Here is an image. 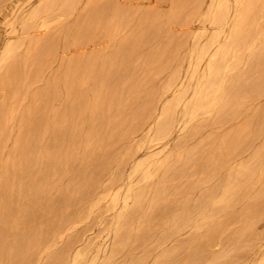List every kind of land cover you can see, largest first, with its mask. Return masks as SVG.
I'll use <instances>...</instances> for the list:
<instances>
[{
    "label": "bare ground",
    "instance_id": "1",
    "mask_svg": "<svg viewBox=\"0 0 264 264\" xmlns=\"http://www.w3.org/2000/svg\"><path fill=\"white\" fill-rule=\"evenodd\" d=\"M18 1L19 0H16L14 3H12L13 4V5H11L12 7L10 6L11 12L8 15H6L5 20H4V22H6L5 23L6 26H8L7 24H9L10 31L12 29L11 35H12V33L14 35H15V33H18V30L16 29V27H18V26H19L18 28H20V30L22 32L21 34H23V35L27 34L29 36L30 31H33L35 33L38 29H40L44 26L45 21H47L48 19H51L55 15V12L57 10L56 8H58V7L62 8L60 6H65V5L69 4L66 2V0L65 1L64 0H39L38 2H36L37 4L35 6H32V7H30L31 5L29 6L31 9H28V7L26 8L23 6L24 8L28 9V11H26V9H25V11H23L22 7H20L22 9H18L19 8L18 7L19 4L17 3ZM29 1H31V0H29ZM178 1L179 0H177L176 2H178ZM186 1H188V0H186ZM26 2H28V0H26ZM32 2L33 1H31V3ZM110 2H111V0H110ZM195 2H196V0H195ZM200 2H203V1H200ZM16 3L18 6L16 5ZM193 3H191V4H193ZM180 6H182V5H180ZM177 7H179V6H177ZM207 7L208 8H207V11L205 14L203 13L200 15L197 8L196 9L193 8V11L190 12L191 14L190 13L188 14L189 16L191 15L190 17H192L194 19L193 16H197L199 13L198 16L199 17L201 16L204 21L208 22L207 24H209L211 27H213L215 29V32L213 34H211L208 38H207V36L209 34L208 35L206 34V36L204 34L203 37L207 38V40L205 41L204 44L201 42L204 40L203 39L200 40L201 39L200 37L202 36L201 34H199V37L198 36H196V37L198 38V40H200L202 45H200L201 43H198V42H197V44L194 43L195 46H192V44H191L192 47H190V48H192V50L190 51V54H189V63L187 62L188 68L186 67V69H187L186 70V80L187 81L185 80L186 82H183L184 80L182 81V79L180 78V76H179L180 72L178 73V70L176 68H173L171 71L168 72V79H167L168 81H166L167 83L162 87L159 86L160 88H158V89L155 88L156 86L153 84L155 82L152 83V85H154V88L153 87L147 88V84L145 83L146 81L144 82V80H142V78H141V80H139V79L135 80L129 86H125L127 84H123L124 82L122 83V81H123L124 77H126V74L128 73V68H129L128 63H129V61L131 62L130 57H132V56L129 53L130 51H128V53L125 51H122V52L120 51L119 52L120 54L118 53L119 55H117V56L115 55V57L112 56L110 54V52L109 53L107 52L106 55H100V56L96 55V54L92 55L88 59L86 58V60H81L80 58L74 57L75 59L72 61L70 60L71 62L68 64V68H67L69 70L68 74L64 75V77L68 76V79L65 78V81H63V84L64 85L68 84L70 86V91L72 90L73 93H74V91H76L75 93H77V99L76 100L79 99L80 103L78 104L79 105L78 108L76 106V109L79 112L78 115L82 116V118H81V119H83L82 124L85 126V129L87 130V132H82V131H84V129L82 130L80 128V127H82L80 124L81 122L78 124V126H80V127H78L76 125L73 126V124H72L71 125L72 128L69 127V130H67V128H68L67 126H66L67 128L62 127V125H60L57 121L58 118L59 119L61 118L60 116H62L61 115L62 112H61V114H59L57 112L54 114L52 113L53 114L52 119L49 117H46V114H42L43 115L42 117L35 119L34 115H37L36 113H38L39 109L36 108L35 106L34 107L31 106L28 103L26 104L25 108L28 109V114L26 112L25 115L26 114L29 115V116H27L28 121L26 124L28 129H26V133L24 131L23 135H19V137H20V138L18 137L19 140L15 143L14 148L11 149V155L13 156V160L12 161L9 160L10 163L0 162V264H121L122 262L121 263L117 262V258L120 255L121 256L119 258H121L122 254L125 255V252L127 251V247L124 244V240L128 237L127 235L132 233V231H134L135 229L137 230L136 231L137 232L136 233L137 238L142 239V240H144L148 237L149 238L153 237L155 235L149 227L147 228L144 225V223H142L143 219H142V221H140V218H139V215L141 214L142 210L144 211V209H145L144 205L146 207V204H144L143 199H144V197L147 198V196L149 195V194H147L148 191L133 194L134 190L135 191H138V190L134 189L136 187H134L132 189V185L135 186L134 185L135 183H133V184L131 183V182H133L132 177L134 175H136V176L140 175V177L146 181L148 178H150L151 170H153V169L161 172L160 176L162 175L161 177L163 178V183L167 182L170 178L175 177L176 174L178 176L177 172L182 170V168L185 166L186 157L185 158L183 157L184 159H181V158L179 159L177 157V155L178 156H179V154L182 155L183 148H185V146L183 147V144L187 140L190 141V139H193L194 137L196 138V134L200 133V132H198L200 128L201 129L205 128L206 130L207 129L211 130L210 132H212V129H214L212 133L216 132V133H214L215 135H213V136L211 135L213 138L211 137V140L209 141L210 143H208L209 145L207 144L208 145V151L207 152H205V153L204 152L203 153H198V152L193 153L194 155H197V154L199 155V156L197 155L200 158L199 161L197 160V163H198L197 165L200 168H202L201 170H203V169L210 170V174L207 173L208 179L210 180V178L215 177L214 181L216 182V185L213 188H209L206 190L205 194L201 198H199L197 203L195 201V204H193V206H191V204L188 203L191 206V209L192 208L198 209L199 216H198L197 212H196V215L198 217H200L199 222L203 223V227H204V232H203L202 236L200 238L190 237L189 240L185 243L182 241L190 249L189 252H188V250H189L188 248H187V250H185L187 252H183L185 245L182 243H181L182 245L174 246L168 250H164V251L161 250L162 252H160L159 254H155L156 252H158L157 250H156V252L154 251L155 253L153 252L154 253L153 254V253H151L150 250H144L145 249V247H144V249H142V248L140 249L141 251H139V253L136 255V258L134 261L131 260L128 263H126L124 261L123 264H149V261L147 260V258H149L151 255H152L151 256L152 262L150 261L151 262L150 264H201L202 263L201 260L205 261L206 264H264V235L263 236H257L256 235L257 233H254L255 229L253 231L254 227L252 228V226L254 224L253 220L255 218H257L258 216L261 217L262 216L261 214H263L261 212H260L261 214L258 213V209L264 206V182H263V180H264V159L260 164H258V165H260V166H258L260 168L258 169L257 172H255L251 168H247L248 166L243 168L242 171H239V170L236 171L237 169L234 171L233 170L234 167H232V166L235 165L236 162L233 163V165L228 166V165H226L227 160L225 162L223 161V158L226 155H229V156L232 155L233 157L235 156V158H236V156L240 157L241 156L240 154L242 152H250L252 150V147H251L252 140L257 137V134L255 133L256 130L260 131L259 134L264 141V117L263 116L260 117V115L258 116V114H257V117H255V118L253 117L254 119H252L253 115L251 114L252 115L251 119H248L247 121L244 120L242 122L240 120H238V121H240L239 123L235 122L237 115L242 114V113L245 114V112L243 111L244 109L240 110L242 108L241 101L244 102V99H242L243 97H247V95H248V97H251V95L252 96L254 95V97H257V96H255V94L258 92H259V96L263 95V92L260 93V91L264 89V74H262L263 76H260V77L257 76L258 77V78L256 77L258 79L257 81L253 82L250 79L251 82H248V78H250V77H248V71L249 70L247 69V67H246V69L245 68L243 69L241 67H242L243 63L245 65H248L249 67H253V69H251L252 71L250 70V72H253L254 67L256 68V71L258 69L257 67H259L260 65H262V67H263V64H264V28L261 27L259 20H264V0H210V4ZM89 8H91V6ZM4 9H6V8H4ZM59 10H61V9H59ZM98 10H100V8ZM187 10H189V9H187ZM96 12H97V10H96ZM174 12H175L174 13L175 15L173 14L175 16L174 18H176L177 15L179 13H181L180 10H179V13L177 15H176V11H174ZM103 13H101L100 17H102ZM1 15H2V13H1ZM111 15L110 16L108 15V16L111 17ZM170 15H172V14H170ZM95 16H97V15H94V17ZM189 16H188V18H189ZM174 18H171V16L169 17L170 20L171 19L174 20ZM178 18L180 20V16ZM184 18H186V15ZM193 19H189V21H191ZM198 19L196 18L195 20H198ZM91 20H92V18H91ZM98 20L100 21L99 17H98ZM119 20H121V19H119ZM203 20L201 23L199 21V23L202 24ZM106 21H108V20H106ZM156 21H158V19ZM100 22L102 23V20ZM146 22H148V21H146ZM82 23H83V21H82ZM96 23H98V22H96ZM114 23H113V25H114ZM261 24H263V23H261ZM48 25L49 24H47V26ZM93 25H94V23H93ZM105 25H106V22H105V24L103 23V27ZM161 25H162V23H161ZM63 26H65V25H63ZM80 27L81 26H79L78 28H80ZM161 27L162 26H160V27L156 26L155 27V25H154V28H152V27L147 28V30L151 31L150 33H154L156 36V35H159L161 33V31H162ZM164 27H163V30H165ZM5 28H7V27H5ZM67 28H68V26H67ZM74 28H76V27H74ZM83 28H86V27H84V25H83ZM106 29L104 28L103 31H105ZM64 30L65 29H63V31ZM203 30H205V29H203ZM61 31H62V29H61ZM91 31H93V30H91ZM165 31H164V33H165ZM64 32H66V31H64ZM69 32L72 33L71 30L68 31V33ZM78 32H79V30H78ZM95 32L93 31V35ZM98 32H96V33H98ZM111 32H112V30H111ZM201 32L203 33V31H201ZM53 33H55V32H53ZM61 33H63V32H61ZM87 33H86V35H87ZM145 33H144V35H145ZM21 34L19 33L18 35H21ZM161 34H163V33H161ZM101 35H102V33H101ZM195 35H197V34L195 33ZM33 36H35V34ZM64 36L65 35H63V36L60 35V37H64ZM77 36H79V35H77ZM82 36H84V35H82ZM108 36H106V37L104 36V37L107 39ZM253 36L254 37L256 36V38L252 39ZM257 36H261L262 39L259 38L261 40V42H259V39L257 41H255V39H257ZM21 37H18V38L20 39ZM37 37L38 36H36V38ZM149 37H150V35H149ZM165 37L167 38V35ZM194 37L195 36L193 35V38H192L193 40H194ZM36 38H35L36 41L32 40L31 38H26V41H27L26 42L27 43L26 49H27V51L28 52L32 51V50H30L31 48L32 49L33 48L34 49L35 48H43V50L46 51V54L44 57L46 58L47 61H50V59L53 58L52 54L54 52L53 50H54L55 44L57 43V40H56L57 38L52 37L49 40L46 39V41H43V39H42L41 42L37 41ZM139 38H141V37H139ZM197 38H196V40H197ZM206 38H204V39H206ZM14 39L17 41L16 38H14ZM88 39H90V38H88ZM149 40L151 41L152 38L150 37ZM166 40H169V39H166ZM186 40H188V39H186ZM11 41L12 40H10V42ZM21 41L22 40H20V42ZM64 41H65V39H64ZM150 41H148V42H150ZM162 41H163V39H162ZM162 41H161V39H158V40L156 39L155 44H154L155 47L153 48L152 53H150V55L147 57L145 56L146 58H145V61H143L144 62L143 67H146V66L153 67L154 66L152 70L156 69L159 71L160 70L164 71L167 68L169 69L171 62H173V60H175V58L177 59V57L179 56L177 54H179V52H180L179 49L181 48L180 46L181 45L183 46V44L181 42H178V43L176 42L177 44L175 43L176 49H178V53L176 54L175 49L168 48V46L166 47L165 43H164L165 41L163 42L164 44L162 43ZM10 42L5 43L6 45L3 48H1V50H0V69H2L3 64L5 65V62H7V61H11V65H12V69H11L12 73L10 74L11 77H8V78L6 77L1 82L0 89L3 92H5L4 89H5L6 85L8 86L7 88H9L8 90H10V88H12V86L15 82L16 75L21 72L20 60H19L20 57H18V48L14 46V43L12 45ZM169 42H170V40H169ZM79 43H81V41ZM145 43H147V42H145ZM183 43L185 44V42H183ZM255 43H257L258 45L260 43L261 45L255 46ZM58 44H60V43H58ZM76 44L79 45L78 43H76ZM121 44H122V42H121ZM17 45H18V41H17ZM62 45L63 44H61L60 46H62ZM56 46H57V44H56ZM113 46H111V47L113 48ZM184 46H183V48H185ZM178 47H180V48H178ZM121 48H122V46H121ZM137 48H138V46H137ZM186 48H188V47H186ZM212 48H213V50H212ZM34 51H32V52H34ZM62 52H64V51H62ZM146 52H147V50H146ZM146 52H145V54H146ZM186 52L184 53V56H185ZM242 52L247 54L246 58L243 57ZM96 53H98V52H96ZM132 54H133V51H132ZM137 54L139 55V53H137ZM138 55H137V57H138ZM19 56H21V55H19ZM33 56L28 55V56H26L27 58H24V59L26 60V59L30 58V59H28V61L31 59H32V61H35L36 59H34L35 57H33ZM184 56H183V58H184ZM178 58H179V62H181V63L177 62V60H176V62L182 65V62H184V61H182V57L179 56ZM184 60H185V58H184ZM46 63H48V62H46ZM179 64H177L178 67H179ZM9 65H7V66H9ZM62 65H61V67H62ZM177 65H174V66H177ZM183 66H181V67H183ZM22 67H21V69H22ZM38 67H40V69H41L43 67V65L40 64ZM263 68H261V72H262ZM5 69H8V68H5ZM81 69H83L81 73L84 72L87 77L84 76L85 78L79 79V76H77V74H78L79 70H81ZM130 69H132V68H130ZM179 69H180V67H179ZM18 70H20V72H18ZM66 70L64 72H66ZM132 70H134V69H132ZM6 71L4 70V72H6ZM159 71H157V72H159ZM166 71H168V70H166ZM256 71H255V74H256ZM23 72H24V70H23ZM259 72H260V68H259ZM7 73H9V72H6V74ZM184 73H185V71H184ZM181 74H182V69H181ZM130 75H129V77H130ZM33 79H34V77H33ZM96 79H97V82H99V86L94 88L93 84H94V81ZM180 79L182 82H180ZM154 81H155V78H154ZM59 83H61V81ZM90 83H92V85H93L91 88H89ZM58 86L61 87V84H59ZM148 86H150V85H148ZM55 88L56 87L52 86V84L47 85V83H46L45 87L44 86L40 87L36 91L34 90V94H32L31 97L29 96L30 100L33 101V100H35V97H40L39 100L41 99L42 102L44 103L42 110H44L43 112L45 113V110L47 109V105L49 103V102L47 103V100L49 97H51L52 93H54ZM15 89H16V86H15ZM11 90H13V88ZM167 92L171 93V98L169 100H167L166 102H164L161 106V109L157 112L155 110V107L158 106L159 102H161L160 101L161 99L163 100V98L166 97V95L168 94ZM64 93H66V92H64ZM5 94H7V98H9L8 93L6 92ZM88 94L90 95L89 97H88ZM17 95H18V93H17ZM6 100L7 99L5 97V101ZM27 100H28V98H27ZM30 100H28V102ZM49 100H51V99H49ZM254 100H253V102H254ZM160 105H161V103H160ZM253 105H255V104H253ZM2 106H0V110H1ZM249 106H251V104ZM246 107H247V104H246ZM48 108H50V107H48ZM248 108H246V109H248ZM246 109H245V111H246ZM23 110H21V111H23ZM121 110H123L124 113H127L126 114L127 118L124 117L126 119L123 120L122 123H121V120L120 121L115 120V116L113 115V112H119ZM239 110L242 113H240ZM15 111H17V110H15ZM73 112L75 113L76 111H73ZM259 112H261V111H259ZM0 113H1V111H0ZM119 114L117 113V116ZM246 114H245V116H246ZM248 114H249V112H248ZM248 114H247V117H248ZM22 115H23V113H22ZM66 115H67L68 120L73 119V116H70L69 114H66ZM75 116L78 117L77 115H75ZM20 117H22V116L20 115ZM51 117H52V115H51ZM122 117H123V115H122ZM242 118H243V116H242ZM244 118H246V117H244ZM75 120H77L76 122H79L78 121L79 119L76 118ZM115 121L120 122L121 124L117 123V125H116V124H114ZM18 122H20V120ZM24 123H26V122H24ZM66 123H68V122H66ZM23 126H24V124H23ZM145 130H146V133L144 136L146 138V142H148L149 145L154 144L156 146L158 144H161V146H160L161 149L158 150L157 152H147L145 154V158L143 160H140L133 165L132 170L129 173V176L128 175L126 176L129 179V184L127 185V188H126V191L124 192L123 197H120L119 194L125 190V188L123 190L121 189V186H123L122 185L123 175L121 172H122V169L124 170L123 167L126 164V159L123 161L120 160V162H119L120 164H118L116 166V168L113 169L114 173L112 172L111 173L112 175L107 176V174H106V176L109 177V179H106L107 177L105 176V179L108 180V183H109V186L111 187V190H112V188L113 189L118 188L117 191L115 190L116 191L115 193L112 194V192H111L112 195L111 196L109 195V197H110L109 201L111 203V208L114 210L116 208V206L119 205V203L121 201L120 209L117 210L115 213L113 212L114 215H113V217L111 216L112 219L110 221L109 227H107V229H106L108 231L107 236H110L112 234V238H113L112 243H110L109 249H108V245H107V248L106 247L101 248L100 246H98L96 244L97 245L96 247L93 245V247L95 248V249L93 248L94 249L93 250L94 252H93V251H91L92 249L91 250L89 249L90 246H87L84 249H81V248H83L81 246V248H80L81 250L78 249L75 252L73 251L74 255L72 257H70V252L72 251V244H73V242L78 241V240H76L75 238H72L70 236L72 239L68 243H65L66 244L65 246L58 247V243H59L58 239H60L59 236H60L61 230L65 229V225L63 226L62 224H65V223H63L64 219H66V217L69 215L68 214L64 218V216H63L64 213H61L63 209L60 210L59 204L60 203L62 204L63 201L61 202L60 200L63 197L59 198L60 195L63 192H64L63 194L65 195V191L69 192V191H67V187L69 185L71 186L76 180L78 181V179L84 178V181H85V178H86L87 184L86 185L84 184L85 186L78 188L76 191L74 190V192H75L74 194L70 192L71 197H69V200L72 202L75 200H76V202H78L80 200V202H81V200H84V199L91 197V195H93L96 192V190L98 189V183H100V182H98V180L103 176V174H105V170L109 166L108 165L109 160H107L108 154L107 155L105 154V151L107 150V146L104 147L106 150L102 148L105 151H103L101 149V146L105 143V141L107 142L108 139H112V138L116 139V141L117 140H119V141L128 140L129 139L128 137L131 134L137 133L139 131H145ZM17 131L20 132L19 130H17ZM176 132L179 133L180 136L178 137V140H176V141H178V143L174 139V141L177 143V145L173 146L174 148L172 149L173 150L172 157L176 156L177 158H172L171 155L168 156L169 153H168V155H165L163 153L165 151V148L167 146H169L168 142H170V138L172 137V135L174 133L176 134ZM201 132H203V131H201ZM206 133H208V132L206 131ZM212 133H209V134H212ZM175 136H173V137H175ZM197 136H198V134H197ZM21 139H23V140H21ZM20 141H21V143H20ZM192 141H194V140H191L190 143H192ZM146 142L144 143V140H143V142H141V140H140V143H142V144L141 145L139 144L138 146L141 147L143 145V143H144V145L147 144ZM187 142L184 145H187ZM107 143L109 144V140ZM151 146L150 147L147 146L146 148L150 149ZM156 146H155V148H157ZM108 147H109V145H108ZM141 148H143V146ZM98 149L102 150V153H100L101 152L100 151L99 152L100 154H99L97 152ZM127 151L128 150H126L125 152H127ZM138 151H140V149ZM138 151H136V152H138ZM142 151H143V149H142ZM190 151H193V149H190ZM197 151H198V149H197ZM109 152H111V151H109ZM167 152H169V151H167ZM132 153H133V149H132ZM134 154H133V156H134ZM183 154H186V153H183ZM254 154L257 155L258 157H262L264 155V150L254 151ZM130 155H131V153H130ZM130 155H129V157H130ZM136 155H137V153L135 154V156ZM12 156L9 159H12ZM111 156H109L110 157L109 159H111ZM124 156H125V153H124ZM124 156H123V158H124ZM197 156H195V157H197ZM127 157H128V153H127ZM179 157H182V156H179ZM191 157H193V156H191ZM195 157L193 158V162H195L194 160H196ZM1 158L3 159L2 156H1ZM112 158H116V157L114 156ZM131 158H130V160H131ZM130 160H127V161H130ZM111 161H112V159H111ZM116 161H118V160H116ZM187 161H188V159H187ZM240 161H237V163ZM132 162L133 161H131V163ZM241 162L243 163V161H241ZM128 164L130 165V163H128ZM127 165H125V167ZM191 165H193V164H191ZM225 165H226V167L228 166L227 170L224 167ZM243 166H245V165H243ZM9 167L14 168V171L7 172ZM223 167L226 170L225 172H227L226 175L225 176H217L215 174V171H217L219 169L221 170V168H223ZM240 167H242V166L240 165ZM159 172H158V174H159ZM206 172H208V171H206ZM181 174H182V171H181ZM136 176H134V177H136ZM160 176L158 175L157 179ZM10 177H18L17 178L18 182L12 183V181H11V183L7 184V180ZM239 177H243L241 179H244V177H245V182L243 181V183H246L245 185L240 181ZM137 178H139V176H137ZM125 179H127V178H125ZM153 179H155V178L153 177ZM157 183H159V182L157 181ZM160 183H161V181H160ZM141 185H142V183H141ZM254 186H256L257 188H254ZM164 187H165V184H164ZM160 189H162V188H160ZM166 189H168V187ZM104 190H105V188H104ZM170 190H171V188H170ZM154 191L152 190V193H151L152 195L150 197L151 200L147 201L148 206L149 205L152 206L150 209V211H151L150 214L154 213L155 216H158V217L164 216L165 217V215L168 214L167 211L170 212L171 210H168V206H162L159 203V201H160L159 198L162 195L161 194L162 191L160 190V192L156 191L155 193H153ZM178 193H179V190H178ZM181 193H183V191ZM189 193H191V192H189ZM67 194L68 193H66V195ZM121 195H122V193H121ZM171 195H173V194H171ZM67 196H70V195L68 194ZM67 196L65 197V200H66ZM180 196H181V194H180ZM230 196L233 197L232 200L229 199ZM109 197H107V198H109ZM163 198H165V197H163ZM174 198H176V197L174 196ZM182 199H184V198H182ZM129 200L131 201L130 203H129ZM144 200H146V199H144ZM170 200L173 201L174 199L172 200L170 198ZM180 200H181V198H180ZM65 202H67V201H65ZM168 203L170 204L172 202H168ZM183 203H185V202H183ZM241 203H243V204L245 203L248 205V208H247L248 212L246 211L245 214H244V212L243 213H239L236 211L233 212L234 210L232 212L228 211V209L230 210V207L233 208V206H235V205H237V207H239L240 205H238V204H241ZM182 204H181V206H182ZM108 205H110L109 202H108ZM186 205H187V203H186ZM213 205H214V207L219 205V208L216 209L215 212L213 210V208H214ZM80 206H81V204H80ZM171 206H173V205H171ZM177 206H178V204H177ZM186 207L188 208L189 206H186ZM106 208L108 210L110 207L107 206ZM118 208H119V206H118ZM169 208L171 209V207H169ZM173 209L174 208H172V211H173ZM233 209H235V208H233ZM83 210H82V212H83ZM109 210L111 211V209H109ZM183 210H184V208H183ZM188 210H190V209H188ZM110 211H108V212H110ZM262 211H264V207H263ZM88 212H87V214H88ZM145 212H146V210H145ZM179 212H181V211H179ZM16 214H18L17 215L18 216V219H17L18 223H22L24 226L27 227L25 229L22 228L23 229L22 231H20L17 227L19 224L12 226L9 223L10 226L6 225L7 220L9 218H11L12 216L15 217ZM47 214H50L51 216L45 218V215H47ZM174 214H175V212H174ZM71 215L72 214H70V217H71ZM77 215H75L76 218H77ZM172 217H171L172 218L171 223L169 222L171 225L164 226L162 231L160 230L159 231L160 233L158 232V234L155 235L156 237L159 236L160 239L164 240L167 237H169L170 234L176 235V231H180L178 229L183 227V225H186L189 222H192V223L199 225L197 223V221L193 222L194 218L192 217L193 218L192 219L189 216L188 212H184V214L182 212L181 215H179V216L177 215L175 217L172 216ZM88 218H89V216H88ZM85 219H87V218L85 217ZM167 219L165 221H167ZM13 220L14 219H12V221ZM228 220L229 221L232 220L233 221L232 223L237 222L235 224H239V226L237 225L238 227L236 226V229L238 228L239 231H237L234 234L232 233V234H230L224 238V236H222V235L224 233V228H226V222ZM10 221H11V219H10ZM17 221L15 223H17ZM67 221H69V220L67 219L65 222L67 223ZM161 221H163V220H161ZM32 223L36 224V226L34 228L32 226ZM68 224H66V226ZM29 225H30V228H28ZM159 225H160V223H159ZM162 225H163V223H162ZM31 226H32V228H31ZM155 226H156V224L154 225V228H155ZM227 226H228V224H227ZM190 227H191V225H190ZM160 228H162V227H160ZM169 229L171 230V232H168ZM104 230H102V232H104ZM69 231L70 230L68 229V232ZM181 231H183V229ZM234 231H232V232H234ZM154 232H155V230H154ZM73 234H75V233H73ZM104 234L106 236V231H105V233H103V236H104ZM107 236L105 239H107V238L110 239ZM132 236H134V235H132ZM101 237H102V233H101ZM101 237H99V238H101ZM84 239H86V238H84ZM88 240L89 239H87V241ZM145 241H147V239ZM99 242H101V241H99ZM103 242L104 241H102L101 243H103ZM82 243H83V240H82ZM93 243H94V241H93ZM149 244L153 245L151 242ZM87 245H89V244H87ZM137 246H138V242H137ZM215 247H218L216 251L213 250V248H215ZM157 248H158V246H157ZM89 251L93 252V254H94L93 255L90 253L89 256L93 255L94 257H91V259H89V258L85 259L86 254L88 255ZM234 251H236L235 253H237V251H239V253L234 254L233 256H230V253L234 252ZM128 253H130V252H128ZM133 253H135V252H133ZM129 255L131 256L132 253ZM125 256H124V258H126ZM120 261H122V260H120Z\"/></svg>",
    "mask_w": 264,
    "mask_h": 264
},
{
    "label": "rangeland",
    "instance_id": "2",
    "mask_svg": "<svg viewBox=\"0 0 264 264\" xmlns=\"http://www.w3.org/2000/svg\"><path fill=\"white\" fill-rule=\"evenodd\" d=\"M7 1V2H6ZM16 0H0V50H1V48H3L6 44L5 43H8V42H10V40H12L10 43L13 45V43H14V46L15 47H17L18 48V57H20L19 58V60H20V70H21V72H20V70H18V72H20V73H18L17 75H16V77H15V82H14V84H13V86H12V88H13V90H11L12 88H10V90H8L9 88H7L8 86L6 85L5 86V89H4V91L5 92H3L1 89H0V106H2V108H1V113H0V162H4V163H10L9 162V160H13V156L11 155V149H13L14 148V145H15V143L19 140L18 139V137H19V135H23V132L25 131V133H26V129H28V127H27V121H28V118H27V116H29V115H27L28 114V109L27 108H25L26 107V104L28 103V104H30L31 106H35L36 108H38L39 109V111H38V113H36L37 115H34L35 116V119H38V118H40V117H42L43 115L42 114H46V117H49V118H53V114L54 113H59V114H61V112H62V116H60L61 118L59 119H57V121H58V123L60 124V125H62V127H66L67 128V130H69V127H71V125L73 124V126L74 125H76V126H78V124L80 123L81 124V126L82 127H80V126H78V127H80L82 130L84 129V131H82V132H87V130L85 129V126L82 124L83 123V119H81L82 118V116H79L78 115V110L76 109V106H77V108H78V104L80 103L79 102V99L78 100H76L77 99V93H75L76 91H74V93L76 94H74L73 93V91L71 90L70 91V86L68 85V84H66V85H64L63 84V81H65V78L66 79H68V76H65L64 77V75H66V74H68V72H69V70L67 69L68 68V64L72 61V60H74L75 58H80L81 60H86V58L88 59L90 56H92V55H106V53L108 52H110V54L112 55V56H114L115 57V55L117 56V55H119L120 53V51L122 52V51H125V52H127L128 53V51H130L129 53H130V55L132 56V57H130V59H131V62L129 61V63H128V66H129V68H128V73L126 74V77H124V79H123V81H122V83L123 84H127V85H125V86H129V85H131L135 80H141V78H142V80H144V82L147 84V88L148 87H153L154 88V85L156 86L155 88H160L159 86H164L167 82L166 81H168L167 79H168V72L169 71H171L173 68H176L177 70H178V73H179V76H180V78L182 79V81L183 82H186L187 80H186V67L188 68V63H189V54H190V51L192 50V48H190V47H192V46H195V44L194 43H196L197 44V42L198 43H205V41L207 40V38L211 35V34H213L214 32H215V29L213 28V27H211L209 24H207L208 22H206V21H204L203 20V18L200 16H198L199 15V13H200V15L201 14H205L206 13V11H207V6L210 4V0H196V2H195V0H188V1H186V0H179L178 2H176L175 0H111V2H110V0H66V2L67 3H69V4H67V5H65V6H60V7H62V8H56L57 10H56V12H55V15L51 18V19H48L47 21H45V24H44V26L46 27H42V28H40V29H38L35 33L33 32V31H30L29 33H30V35L28 36L27 34H25V35H23V34H21L22 32H21V30H20V28H18V27H16V29L18 30V33H15V35L17 36H15L13 33H12V35H11V32H12V29H11V31H10V28H9V24H7L8 26H6V22H4V20H5V17H6V15H8L10 12H11V5H13L12 3H14ZM31 1H33L32 3H31ZM31 1H29L28 0V2H26V0H19L17 3L19 4V6L17 5V3H16V5L19 7L18 9H22L23 8V11H25V9L28 7V9H31L30 7H32V6H35L37 3L36 2H38L39 0H31ZM65 1V0H64ZM92 1V2H91ZM107 1V2H106ZM186 1V2H185ZM200 1H203V2H200ZM91 2V3H90ZM176 2V3H175ZM183 2V3H182ZM194 2V3H193ZM6 3V4H5ZM35 3V4H34ZM107 3V4H106ZM172 3V4H171ZM187 3V4H186ZM191 3H193V4H191ZM196 3V4H195ZM5 4V5H4ZM25 4V5H24ZM71 4V5H70ZM186 6H185V5ZM31 5V6H30ZM180 5H182V6H180ZM197 5V6H196ZM11 6V7H10ZM26 7V8H24V7ZM30 6V7H29ZM91 6V8H89ZM177 6H179V7H177ZM204 6V7H203ZM20 7H22V8H20ZM75 7V8H74ZM183 7V8H182ZM201 7V8H200ZM4 8H6V9H4ZM9 8V9H8ZM96 8V9H95ZM100 8V10H98ZM193 8L194 9H196L197 8V10H198V15L197 16H193L194 17V19L192 18V17H190L188 14L191 12V11H193ZM28 9H26V11H28ZM59 9H61V10H59ZM73 9V10H72ZM187 9H189V10H187ZM204 9V10H203ZM7 10V11H6ZM96 10H97V12H96ZM109 10V11H108ZM111 10V11H110ZM117 12H116V11ZM179 10H180V12L181 13H179ZM185 10V11H184ZM187 10V11H186ZM6 11V12H5ZM115 11V12H114ZM174 11H176V15L178 14L179 16H180V20H179V16L177 15V17L176 18H174L175 16V12ZM60 12V13H59ZM88 12V13H87ZM92 14H91V13ZM97 14H96V13ZM104 12V13H103ZM109 12V13H108ZM1 13H2V15H1ZM67 13V14H66ZM95 13V14H94ZM101 13H103L102 14V17H100L101 16ZM106 13V14H105ZM113 15H111V14ZM186 13V14H185ZM87 14V15H86ZM100 14V15H99ZM144 14V15H143ZM159 14V15H158ZM170 14H174L173 16L172 15H170ZM183 14V15H182ZM191 14V13H190ZM91 15V16H90ZM94 15H97V16H95L94 17ZM111 15V17H109V16ZM139 15V16H138ZM185 15H186V18H184L185 17ZM189 16V18H188V16ZM64 16V17H63ZM121 16V17H120ZM156 16V17H155ZM171 16V18H174V20L173 19H169V17ZM94 17V18H93ZM98 17L100 18V21L102 20V23L98 20ZM138 17V18H137ZM144 17V18H143ZM158 17V18H157ZM161 17V18H160ZM163 17V18H162ZM57 18V19H56ZM91 18H92V20H91ZM96 18V19H95ZM107 18V19H106ZM109 18V19H108ZM112 18V19H111ZM115 18V19H114ZM156 18V19H155ZM168 18V19H167ZM178 18V19H177ZM182 18V19H181ZM198 19V20H195V19ZM78 19V20H77ZM119 19H121V20H119ZM152 19V20H151ZM158 19V21H156ZM178 21H177V20ZM188 19V20H187ZM189 19H193V20H191V21H189ZM50 20V21H49ZM69 20V21H68ZM83 21V23H82V21ZM98 20V21H97ZM105 20V21H104ZM106 20H108V21H106ZM151 20V21H150ZM170 20V21H169ZM187 20V21H186ZM202 20H203V23L202 24H200L201 22H202ZM111 21V22H110ZM117 21V22H116ZM142 21V22H141ZM146 21H148V22H146ZM173 21V22H172ZM180 21V22H179ZM199 21H200V23H199ZM49 22V23H48ZM81 22V23H80ZM94 23V25H93V23ZM96 22H98V23H96ZM105 22H106V25L103 27V23L105 24ZM115 22V23H114ZM122 22V23H121ZM158 22V23H157ZM184 22V23H183ZM5 25H4V24ZM78 23V24H77ZM96 23V24H95ZM113 23H114V25H113ZM151 23V24H150ZM161 23H162V25H161ZM164 23V24H163ZM259 23H260V25H261V27L262 28H264V20H259ZM261 23H263V24H261ZM47 24H49L48 26H47ZM61 24V25H60ZM72 24V25H71ZM101 24V25H100ZM63 25H65V26H63ZM83 25H84V27H86V28H83ZM86 25V26H85ZM97 25V26H96ZM154 25H155V27L156 26H162L161 27V29H162V31H161V33H163V34H159V35H156L155 36V34L154 33H150L151 31H149V30H147V28H154ZM203 27H202V26ZM17 26V25H16ZM67 26H68V28H67ZM79 26H81L80 28H78ZM90 26V27H89ZM92 26V27H91ZM108 26V27H107ZM165 26V27H164ZM5 27H7V28H5ZM74 27H76V28H74ZM94 27V28H93ZM96 27V28H95ZM163 27H164V29L166 30H163ZM70 28V29H69ZM93 28V29H92ZM102 28V29H101ZM104 28L106 29L105 31H103L104 30ZM119 28V29H118ZM201 28V29H200ZM9 29V30H8ZM61 29H62V31H61ZM63 29H65L64 31H66V32H64L63 31ZM76 29V30H75ZM93 30L94 32L96 31V32H98V33H94V35H93V31H91V30ZM112 30V32H111V30ZM203 29H207L206 31L205 30H203ZM58 30V31H57ZM60 30V31H59ZM72 31V33L71 32H69L68 33V31ZM78 30H79V32H78ZM87 30V31H86ZM146 30V31H145ZM79 33H77V32ZM86 31V32H85ZM107 31V32H106ZM141 31V32H140ZM164 31H165V33H164ZM201 31H203V33L201 32ZM206 33H205V32ZM209 33H208V32ZM8 32V33H7ZM53 32H55V33H53ZM61 32H63V33H61ZM83 32V33H82ZM88 32V33H87ZM105 32V33H104ZM146 32V33H145ZM201 32V33H200ZM211 32V33H210ZM21 34V35H18V34ZM32 33V34H31ZM86 33H87V35H86ZM91 33V34H90ZM100 33V34H99ZM101 33H102V35H101ZM144 33H145V35H144ZM195 33L197 34V35H195ZM35 34V36H33ZM50 34V35H49ZM54 34V35H53ZM75 34V35H74ZM105 34V35H104ZM107 34V35H106ZM110 34V35H109ZM199 34H201L202 36L199 38L200 40H204V41H201L200 42V40H198V38L196 37V36H198L199 37ZM204 34H205V36H206V34L208 35L207 36V38L206 37H203L204 36ZM10 35V36H9ZM23 35V36H22ZM60 35L61 36H63V35H65L64 37H60ZM77 35H79V36H77ZM82 35H84V36H82ZM93 35V36H92ZM110 37H109V36ZM149 35H150V37L152 38V40L150 41L149 39H150V37H149ZM167 35V38L165 37ZM193 35L197 38V40H196V38L194 37V40L192 39L193 38ZM23 38H22V37ZM28 36V37H27ZM36 36H38L37 38H36ZM68 36V37H67ZM74 36V37H73ZM97 38H96V37ZM106 36H108L107 37V39L105 38ZM124 36V37H123ZM134 36V37H133ZM146 36V37H145ZM170 36V37H169ZM18 37H21L20 39L18 38ZM52 37H55V38H57L56 40H57V46H56V44H55V47H54V52H53V58H51L50 59V61H47L46 60V58L44 57L45 56V54H46V51L45 50H43V48H31L30 50H32V51H34V52H32V51H30V52H28L27 51V49H26V45H27V41H26V38H31L32 40H35V38L37 39V41H39V42H41L42 41V39H43V41H46V39L47 40H49V39H51ZM73 37V38H72ZM76 37V38H75ZM80 37V38H79ZM95 37V38H94ZM99 37V38H98ZM139 37H141V38H139ZM154 37V38H153ZM14 38H16L17 39V41H18V45H17V41L14 39ZM61 38V39H60ZM70 38V39H69ZM87 38V39H86ZM88 38H90V39H88ZM103 38V39H102ZM148 38V39H147ZM204 38H206V39H204ZM254 38H256V36L254 37L253 36V38L252 39H254ZM259 38H261V36H257V39H255V41H257ZM64 39H65V41H64ZM68 39V40H67ZM85 39V40H84ZM103 41H102V40ZM156 39L158 40V39H161V41H162V39H163V41H162V43L164 42L165 43V46L167 47L168 46V48H171V49H175V53L177 54L178 53V49H176V44L178 43V42H181L182 44H183V46L185 47V48H183V46L181 45L180 47H178V48H180L179 50H180V52H179V54H177V55H179L180 57H182V61H184V62H182V65L181 64H179V63H181V62H179V56L177 57V59L175 58V60H173V62H171V64H170V66H169V69L167 68L166 70H168V71H166V70H164V71H162V70H152L153 69V67H151V66H146V67H143L144 66V62L143 61H145V58L147 57V56H149L150 55V53H152V50H153V48L155 47V41H156ZM166 39H169L170 40V42H169V40H166ZM183 39V40H182ZM186 39H188V40H186ZM262 39V38H261ZM9 40V41H8ZM20 40H22L21 42H20ZM109 40V41H108ZM125 40V41H124ZM176 40V41H175ZM193 40V41H192ZM8 41V42H7ZM36 41V40H35ZM81 41V43H79ZM99 41V42H98ZM111 41V42H110ZM136 41V42H135ZM148 41H150V42H148ZM168 41V42H167ZM185 42V44L183 43V42ZM195 41V42H194ZM64 42V43H63ZM66 42V43H65ZM73 42V43H72ZM98 42V43H97ZM106 42V43H105ZM114 42V43H113ZM121 42H122V44H121ZM145 42H147V43H145ZM177 42V43H176ZM193 42V43H192ZM259 42H261V40L259 39ZM58 43H60V44H58ZM76 43H78L79 45H77ZM108 43V44H107ZM110 43V44H109ZM118 43V44H117ZM137 43V44H136ZM163 43V44H164ZM168 45H167V44ZM176 43V44H175ZM202 43L200 44V45H202ZM4 44V45H3ZM61 44H63L62 46H60ZM143 46H142V45ZM191 44H192V46H191ZM24 45V46H23ZM59 45V46H58ZM77 45V46H76ZM114 45V46H113ZM120 45V46H119ZM124 45V46H123ZM259 45H261L260 43H259ZM257 43H255V46H259ZM21 46V47H20ZM108 46V47H107ZM111 46H113V48L111 47ZM117 46V47H116ZM121 46H122V48H121ZM137 46H138V48H137ZM142 46V47H141ZM172 46V47H171ZM119 47V48H118ZM127 47V48H126ZM174 47V48H173ZM186 47H188V48H186ZM76 48V49H75ZM132 48V49H131ZM259 48V47H258ZM64 49V50H63ZM117 51H116V50ZM119 49V50H118ZM125 49V50H124ZM141 49V50H140ZM186 49V50H185ZM103 50V51H102ZM146 50H147V52H146ZM212 50H213V48H212ZM27 51V52H26ZM62 51H64V52H62ZM132 51H133V54H132ZM140 51V52H139ZM188 53H187V52ZM41 52V53H40ZM96 52H98V53H96ZM112 52V53H111ZM116 52V53H115ZM144 52V53H143ZM145 52H146V54H145ZM186 52V54H185V56H184V53ZM59 53V54H58ZM119 53V54H118ZM136 53V54H135ZM137 53H139V55L137 54ZM149 53V54H148ZM42 54V55H41ZM55 54V55H54ZM175 54V55H176ZM19 55H21V56H19ZM33 56V57H35L34 59H36L35 61H32V59L31 60H29L28 61V59H30V58H28V59H24V58H27L26 56ZM37 55V56H36ZM137 55H138V57H137ZM184 56V58H185V60H184V58H183V56ZM242 55H243V57H247L246 55V53H244V52H242ZM141 58H140V57ZM143 56V57H142ZM146 56V57H145ZM40 57V58H39ZM75 57V58H74ZM61 58V59H60ZM137 58V59H136ZM140 58V59H139ZM22 59V60H21ZM33 59V60H34ZM181 59V58H180ZM46 60V61H45ZM71 60V61H70ZM136 60V61H135ZM176 60H177V62H179V63H177L176 62ZM32 61V62H31ZM61 61V62H60ZM181 61V60H180ZM46 62H48V63H46ZM60 62V63H59ZM188 62V63H187ZM39 63V64H38ZM131 63V64H130ZM139 63V64H138ZM173 63V64H172ZM11 65V61H7V62H5V65L3 64V66H2V69H0V85H1V82H2V80L4 79V78H8V77H11L10 76V74L12 73V65ZM43 65V67L40 69V67H38L39 65ZM59 64V65H58ZM63 64V65H62ZM133 64V65H132ZM141 64V65H140ZM177 64H179V67H180V69H179V67H178V65ZM7 65H9V66H7ZM26 65V66H25ZM61 65H62V67H61ZM137 65V66H136ZM174 65H177V66H174ZM184 65V66H183ZM242 65V64H241ZM23 66V67H22ZM46 66V67H45ZM66 66V67H65ZM131 66V67H130ZM181 66H183V67H181ZM245 66V67H244ZM21 67H22V69H21ZM241 67V66H240ZM246 67H247V69L249 70L248 71V77H250V78H248V82H251V80L253 81V82H255V81H257L258 79V77H260V76H263L262 74H264V64H263V67H262V65H260L259 67H257L258 69H257V71H256V68L254 67V70L256 71V74H255V71L253 70V72H250V70L251 69H253V67H249L248 65H245L244 63H243V65H242V67L241 68H245L246 69ZM5 68H8V69H5ZM24 68V69H23ZM29 68V69H28ZM130 68H132V69H134V70H132V69H130ZM139 68V69H138ZM185 68V69H184ZM259 68H260V72H259ZM261 68H263L262 69V72H261ZM67 69V70H66ZM181 69H182V74L184 75H182L181 74ZM184 69V70H183ZM4 70L6 71V72H9V73H7L6 74V72H4ZM23 70H24V72H23ZM66 70V72H64ZM82 70L83 69H81V70H79V72H78V74H77V76H79V79L81 78H85V77H87L86 76V74L83 72V73H81L82 72ZM85 71V70H84ZM157 71H159V72H157ZM166 71V72H165ZM184 71H185V73H184ZM252 71V70H251ZM27 72V73H26ZM161 72V73H160ZM24 73V74H23ZM30 73V74H29ZM59 73V74H58ZM135 73V74H134ZM253 73V74H252ZM20 74V75H19ZM27 74V75H26ZM50 74V75H49ZM61 74V75H60ZM131 74V75H130ZM164 74V75H163ZM181 74V75H180ZM129 75H130V77H129ZM254 75V76H253ZM54 76V77H53ZM85 76V77H84ZM133 76V77H132ZM152 76V77H151ZM258 76V77H257ZM24 77V78H23ZM33 77H34V79H33ZM129 77V78H128ZM140 77V78H139ZM155 78V81H154V78ZM165 77V78H164ZM255 77V78H254ZM257 77V78H256ZM2 78V79H1ZM52 79V80H51ZM63 79V80H62ZM98 79V78H97ZM97 79L94 81V88L95 87H98L99 86V82H97ZM181 79H180V82H182L181 81ZM251 79V80H250ZM49 80V81H48ZM186 80V81H185ZM61 81V83H59V82ZM99 81V80H98ZM36 82V83H35ZM61 84V87L60 86H58L59 84ZM127 82V83H126ZM153 82H155V83H153ZM46 83H47V85L49 84V85H51L52 84V86H54V87H56L55 88V90H54V93H52V95H51V97H49L48 98V100H47V103H48V105H47V109L45 110V113L43 112L44 110H42L43 109V105H44V103L42 102V100L40 99L39 100V98L40 97H35V100H33V101H31L30 100V97H31V95L32 94H34V90L36 91L38 88H40V87H45V85H46ZM93 83V82H92ZM92 83H90V87L89 88H91L93 85H92ZM96 83V84H95ZM152 83L154 84V85H152ZM54 84V85H53ZM16 86V89H15V86ZM96 85V86H95ZM148 85H150V86H148ZM58 86V87H57ZM1 87V86H0ZM68 87V88H67ZM21 88V89H20ZM28 88V89H27ZM69 89V90H68ZM8 90V91H7ZM264 90V89H263ZM263 90H261L260 91V93H262L263 92V95H261V96H259V92L258 93H256L255 94V96H257V97H254V95L252 96L251 95V97H248V95H247V97H243L242 99H244V102L243 101H241V105H242V108L240 109V110H243L244 112H245V114L247 113L248 114V112H249V114H248V117H247V114H246V116H245V114H243L240 110H239V112L240 113H242V114H239V115H237V117H236V120H235V122H237V123H239L240 121L242 122V121H247L248 119H251V116H252V119H254L255 117H257V114H258V116L260 115V117L261 116H263L264 117V91ZM8 93V97L10 98H7V94H5V93ZM64 92H66V93H64ZM17 93H18V95H17ZM68 93V94H67ZM168 93V92H167ZM65 94V95H64ZM74 94V95H73ZM189 94V93H188ZM17 95V96H16ZM73 95V96H72ZM2 96V97H1ZM13 98H12V97ZM30 96V97H29ZM90 95L88 94V97H89ZM5 97H6V101H5ZM75 97V98H74ZM163 97V96H162ZM27 98H28V100H30L29 102H28V100H27ZM166 98V99H165ZM171 98V93L169 92L167 95H166V97H164L163 98V100L161 99L160 101L161 102H159V104H158V106L157 107H155V110L158 112L160 109H161V106H162V104L164 103V102H166L167 100H169ZM248 98V99H247ZM49 99H51V100H49ZM73 99V100H72ZM165 99V100H164ZM256 101H255V100ZM3 100V101H2ZM27 100V101H26ZM56 100V101H55ZM67 100V101H66ZM76 100V101H75ZM253 100H254V102H253ZM74 101V102H73ZM36 105H35V104ZM77 103V104H76ZM158 103V102H157ZM160 103H161V105H160ZM246 104H247V107H246ZM251 104V106H249V105ZM253 104H255V105H253ZM22 105V106H21ZM60 105V106H59ZM59 106V107H58ZM23 107V108H22ZM48 107H50V108H48ZM248 108V109H246V108ZM258 107V108H257ZM19 108V109H18ZM55 108V109H54ZM24 109V110H23ZM41 109V110H40ZM74 109V110H73ZM245 109H246V111H245ZM3 110V111H2ZM15 110H17V111H15ZM21 110H23V111H21ZM49 110V111H48ZM72 110V111H71ZM254 110V111H253ZM42 111V112H41ZM52 111V112H51ZM73 111H76L75 113L73 112ZM155 111V112H156ZM259 111H261V112H259ZM3 112V113H2ZM27 112V114L25 115V113ZM40 112V113H39ZM123 112V113H122ZM21 113V114H20ZM22 113H23V115H22ZM53 113V114H52ZM64 113V114H63ZM71 113V114H70ZM117 113L119 114L118 116H117ZM66 114H69L70 116H73V119H70V120H68V118H67V115ZM74 114V115H73ZM125 114V115H124ZM126 114L127 113H124V111L123 110H121V111H119V112H113V115L115 116V120H117V121H120L121 120V123L123 122V120H125L126 118H127V116H126ZM252 114V115H251ZM256 114V115H255ZM20 115L22 116V117H20ZM51 115H52V117H51ZM66 115V116H65ZM75 115H77L78 117H76ZM122 115H123V117H122ZM250 115V116H249ZM37 116V117H36ZM65 116V117H64ZM117 116V117H116ZM242 116H243V118H242ZM20 117V118H19ZM122 117V118H121ZM124 117H126V118H124ZM244 117H246V118H244ZM254 117V118H253ZM79 119L78 121L79 122H76L77 120H75V119ZM118 118V119H117ZM259 118V117H258ZM20 120V122H18ZM238 120H240V121H238ZM61 121V122H60ZM24 122H26V123H24ZM66 122H68V123H66ZM116 122V121H115ZM114 122V124H116L117 125V123L118 124H121L120 122H116L115 123ZM23 124H24V126H23ZM113 124V125H114ZM84 127V128H83ZM113 127V126H112ZM72 128V127H71ZM114 128V127H113ZM112 129V128H111ZM17 130H19L20 132H18ZM86 130V131H85ZM213 130L214 129H212V132H213ZM22 131V132H21ZM201 131H203V132H201ZM206 131L208 132V133H206ZM211 130H206L205 128L203 129H199V131L198 132H200V133H197L198 134V136H197V134H196V138L194 137L193 139H190V141H186L187 142V145H184V144H186V142L183 144V147L185 146V148H183V153H186V154H183L182 152V155L181 154H179V156H182V157H179L178 155H177V157L180 159H184L185 157H186V161H185V166L182 168V170H180L179 172H177L178 173V176H177V174H176V176L175 177H172V178H170L167 182H164L163 183V178L160 176V174H161V172H159L158 170H155V169H153V170H151V176H150V178H148L146 181L145 180H143L141 177H140V175H137V176H139V178H137V176L136 175H134V176H136V177H132V181L133 182H131L132 184L133 183H135L134 185L135 186H133L132 185V189L134 188V187H136V188H134V189H136V190H138V191H133V194H136V193H139V192H147V194H149L148 196H147V198H145L144 197V199H146V200H144L143 199V202H144V204H146V207H145V205H144V211L142 210V212H141V214L139 215V218H140V221H142V219H143V221H142V223H144V225L148 228H150L152 231H153V233L155 234V235H157L158 234V232L161 230L162 231V229L164 228V226H169V225H171L170 223H171V220H172V216H179V215H181L182 214V212H183V214H184V212H188L189 213V216L192 218H194V220H193V222L194 221H197V223L199 224V225H197V224H195V223H192V222H189V223H187L186 225H183V227H181V228H179L178 230H180V231H176V235H174V234H170V236L169 237H167L166 239H164V240H162V239H160L159 238V236L158 237H156L155 235L153 236V237H148V238H146L147 239V241H145L146 239H144V240H142V239H139V238H137V236H136V227L134 228L135 230L134 231H132V233H130L129 235H127L128 237L124 240V244L126 245V247H127V251L125 252V255L124 254H122V259L121 258H117V262L118 263H121V264H123L124 263V261L126 262V263H128L129 261H131V260H135V258H136V255L139 253V251H141L140 249L142 248V249H144V247H145V249L144 250H150L151 251V253H153L154 251L156 252V250L158 251V252H154L155 254H159L160 252H162L161 250H168V249H170V248H172V247H174V246H178V245H182V244H184L185 242H187L188 240H189V238L190 237H195V238H200L201 236H202V234H203V232H204V227H203V223H201V222H199V218L200 217H198L199 216V213H198V209L197 208H192L191 209V206H193V204H195V201H196V203H197V201L199 200V198H201L204 194H205V192H206V190L207 189H209V188H213L215 185H216V182L214 181L215 179V177L214 178H210V180L208 179V174H210V170H205V169H203V170H201L202 168H200L197 164V160L199 161V155L197 156V155H194L193 153H196V152H198V153H205V152H207L208 151V143H210L209 141L211 140V137L213 136V135H215L214 133H216V132H214V133H212V132H210ZM257 131V132H256ZM255 131V133L257 134V137L256 138H254L253 140H252V145H251V147H252V150L250 151V152H242L240 155V157L239 156H236V158H235V156L233 157L232 155H226L224 158H223V161L225 162L226 160V162H227V164L226 165H228V166H231V165H233V163H235V165H233L232 167H234L233 168V170L235 171L236 169V171H242L243 170V168H245V167H247V168H251L252 170H254L255 172H257L258 171V169L260 168V167H258V166H260V165H258V164H260L262 161H263V159H264V155L262 156V157H258L257 155H255L254 154V151H258V150H264L263 148H264V141H263V139H262V137L260 136V131H258V130H256ZM20 133V134H19ZM145 133H146V130L145 131H139V132H137V133H133V134H131L128 138V140H122V141H119V140H117L116 141V139H108L109 140V144L107 143L108 142V140H107V142L105 141V143L101 146V149L103 148V149H105L104 147H106L107 146V152L105 151V150H103V151H105V154L107 155L108 154V156H107V160H109L108 161V167L106 168V170H105V174H103V176L98 180V182H100V183H98V189L96 190V192L93 194V195H91V197H89V198H87V199H84V200H81V202H80V200L78 201V202H76V200L75 201H70L69 200V197H71V193H75L74 192V190L76 191L78 188H81L82 186H85L86 184H87V179L85 178V181H84V178H80V179H78V181L76 180L71 186L69 185L68 187H67V191H69V192H66L65 191V195L62 193L61 195H60V197L59 198H62L60 201L62 202V204L60 203L59 204V208H60V210H62V212L61 213H64V218L66 217V219H64V222L63 223H65V224H62L63 226L65 225V229H63V230H61V233H60V239H58V247H63V246H65L66 244L65 243H68L72 238H75L76 240H78V241H75V242H73V244H72V251L70 252V257H72L73 255H74V253H73V251L75 252L76 250H78V249H80L81 248V246L83 247V248H81V249H84L85 247H87V246H90V250L91 251H93L95 248L93 247V245L96 247L97 245L98 246H100L101 248H107V245H108V249H109V247H110V243H112V240H113V238H112V234L110 235V236H107V233H108V231L106 230L107 229V227H109V224H110V221H111V216L113 217V215H114V213L117 211V210H119L120 209V206H121V201H120V203H119V205H117L116 206V208L113 210L112 208H111V203H110V197H109V195L111 196L113 193H115L116 191H117V189L118 188H112V190H111V187L109 186V183H108V180H106V179H109V177H107V176H109V175H112L111 173L113 172V169L114 168H116V166L118 165V164H120L119 162H120V160H125L126 159V164L125 165H127L128 163H130V165L128 166H126L125 167V165H124V170L122 169V175H123V180H122V185L123 186H121V189L123 190L124 188H125V190L124 191H120L121 193H122V195H121V193L119 194L120 195V197H123V195H124V192L126 191V188H127V185L129 184V179H128V177H126L127 175L129 176V173L131 172V170H132V167H133V165L136 163V162H138V161H140V160H143L144 158H145V154L147 153V152H157L158 150H160L161 149V144H158L157 146L156 145H149L148 144V142H146V138H145ZM209 133H212V134H209ZM175 134V133H174ZM172 135V137L170 138V142H168V144H169V146H167L166 148H165V151L167 152V151H169V152H165L164 151V153L163 154H165V155H168V153H169V155L168 156H170L171 155V157H172V154H173V146H175V145H177V143H178V141H176V140H178V137L180 136V134L179 133H177L176 132V136L175 135ZM206 135V136H205ZM212 135V136H211ZM173 136H175V137H173ZM204 136V137H203ZM20 138V137H19ZM22 138V137H21ZM208 138V139H207ZM210 138V139H209ZM213 138V137H212ZM174 139H175V141L177 142H175L174 141ZM21 140H23V139H21ZM140 140H141V142H143V140H144V143L146 142L147 144H145L144 145V143H143V148H141L140 146H138L139 144L141 145L142 143H140ZM191 140H194V141H192V143H190L191 142ZM200 140V141H199ZM125 141V142H124ZM127 141V142H126ZM199 141V142H198ZM134 142V143H133ZM197 142V143H196ZM20 143H21V141H20ZM23 143V142H22ZM138 143V144H137ZM165 143V142H164ZM200 144V145H199ZM208 144V145H207ZM105 145V146H104ZM108 145H109V147H108ZM111 145V146H110ZM116 145V146H115ZM126 145V146H125ZM190 145V146H189ZM192 145V146H191ZM145 146V147H144ZM147 146H151V148L150 149H148V148H146ZM155 146L157 147V148H155ZM197 146V147H196ZM140 147V148H139ZM154 147V148H153ZM190 147V148H189ZM2 148V149H1ZM111 148V149H110ZM128 148V149H127ZM145 148V149H144ZM121 149V150H120ZM132 149H133V153H132ZM140 149V151H138ZM142 149H143V151H142ZM190 149H193V151H190ZM195 149V150H194ZM197 149H198V151H197ZM102 150H100V149H98V153L100 152V153H102ZM117 150V151H116ZM123 150V151H122ZM126 150H128L127 152H125ZM186 150V151H185ZM4 151V152H3ZM109 151H111V152H109ZM130 151V152H129ZM136 151H138V152H136ZM185 151V152H184ZM189 151V152H188ZM201 151V152H200ZM117 152V153H116ZM143 152V153H142ZM145 152V153H144ZM9 153V154H8ZM97 153V154H98ZM99 153V154H100ZM104 153V152H103ZM120 153V154H119ZM124 153H125V156H124ZM127 153H128V157H127ZM130 153H131V155H130ZM137 153V155L135 156V154ZM245 153V154H244ZM7 154V155H6ZM110 154V155H109ZM113 154V155H112ZM133 154H134V156H133ZM18 155V154H17ZM112 155V156H111ZM129 155H130V157H129ZM184 155V156H183ZM1 156L3 157V159L1 158ZM11 156H12V159H9V158H11ZM109 156H111V159H112V161H111V159H109L110 157ZM116 157V158H112V157ZM123 156H124V158H123ZM191 156H193V157H191ZM195 156H197V157H195ZM8 159H7V158ZM132 157V158H131ZM138 157V158H137ZM176 156H174V157H172V158H177ZM184 157V158H183ZM191 157V158H190ZM196 158V160H194L195 162H193V158ZM233 157V158H232ZM130 158H131V160H130ZM135 158V159H134ZM239 158V159H238ZM5 159V160H4ZM133 159V160H132ZM187 159H188V161H187ZM225 159V160H224ZM233 159V160H232ZM116 160H118V161H116ZM127 160H130V161H127ZM232 160V161H231ZM235 160V161H234ZM243 161V163L241 162V161ZM131 161H133L132 163H131ZM234 161V162H233ZM237 161H240V162H238L237 163ZM115 162V163H114ZM240 163V164H239ZM191 164H193V165H191ZM226 165L224 166L225 168H226V170H227V167H226ZM237 165V166H236ZM240 165L242 166V167H240ZM243 165H245V166H243ZM111 166V167H110ZM113 166V167H112ZM128 167V168H127ZM221 168V170L219 169V170H217V171H215V174L217 175V176H225L226 175V173L227 172H225L226 170H225V168ZM236 167V168H235ZM256 167V168H255ZM12 167H9V169L7 170V172H12V171H14V168H12ZM109 168V169H108ZM126 168V169H125ZM224 169V170H223ZM10 170V171H9ZM110 170V171H109ZM200 170V171H199ZM181 171H182V174H181ZM206 171H208V172H206ZM158 172H159V174H158ZM114 173V172H113ZM157 173V174H156ZM208 173V174H207ZM106 174H107V176H106ZM159 175L160 177H158V179H157V176ZM105 176L107 177L106 179H105ZM153 177L155 178V179H153ZM16 178V179H15ZM18 177H10L8 180H7V184H9V183H11V181H12V183L13 182H18V179H17ZM125 178H127V179H125ZM137 180H136V179ZM241 178H243V177H239V179H240V181L243 183V181L245 182V177H244V179H241ZM157 179V180H156ZM177 179V180H176ZM9 181V182H8ZM83 181V182H82ZM138 181V182H137ZM157 181L159 182V183H157ZM160 181H161V183H160ZM151 182V183H150ZM263 182H264V180H263ZM141 183H142V185H141ZM144 183V184H143ZM156 183V184H155ZM168 183V184H167ZM171 183V184H170ZM184 183V184H183ZM205 185H204V184ZM85 184V185H84ZM164 184H165V187H164ZM182 184V185H181ZM214 184V185H213ZM244 185L246 184V183H243ZM101 185V186H100ZM155 185V186H154ZM162 185V186H161ZM168 185V186H167ZM171 185V186H170ZM187 185V186H186ZM79 186V187H78ZM174 186V187H173ZM101 187V188H100ZM123 187V188H122ZM158 187V188H157ZM162 188V189H160V188ZM168 187V189H166ZM179 187V188H178ZM104 188H105V190H104ZM170 188H171V190H170ZM178 188V189H177ZM189 188V189H188ZM254 188H257L256 186H254ZM120 189V190H121ZM158 189V190H157ZM166 189V190H165ZM175 189V190H174ZM114 190V191H113ZM116 190V191H115ZM152 190L154 191L153 193H155L156 191L157 192H160V190L162 191L161 192V197L159 198L160 199V201H159V203L162 205V206H168V210H171L170 212H168L167 211V215H165V217L164 216H155L154 215V213H152V214H150L151 213V211H150V209H151V205H149L148 206V203H147V201H150L151 200V193H152ZM177 190V191H176ZM178 190H179V193H178ZM103 191V192H102ZM173 193H172V192ZM183 191V193H181ZM71 192V193H70ZM108 192V193H107ZM110 192V193H109ZM111 192H112V194H111ZM166 192V193H165ZM189 192H191V193H189ZM199 192V193H198ZM66 193H68L70 196H67L66 195ZM97 193V194H96ZM168 193V194H167ZM177 195H176V194ZM105 196H104V195ZM171 194H173V195H171ZM180 194H181V196H180ZM188 194V195H187ZM195 194V195H194ZM166 195V196H165ZM67 196V198H66V200H65V197ZM95 198H94V197ZM168 196V197H167ZM174 196L176 197V198H174ZM107 197H109V198H107ZM163 197H165V198H163ZM186 197V198H185ZM104 198V199H103ZM168 198V199H167ZM170 198L173 200V201H171L170 200ZM180 198H181V200H180ZM182 198H184V199H182ZM68 199V200H67ZM106 199V200H105ZM189 199V200H188ZM229 199L230 200H232L233 199V197L232 196H230L229 197ZM67 201V202H65V201ZM184 200V201H183ZM85 201V202H84ZM107 201V202H106ZM176 201V202H175ZM98 202V203H97ZM108 202H109V204L110 205H108ZM131 201L129 200V203H130ZM168 202H172V203H168ZM183 202H185V203H183ZM193 202V203H192ZM67 203V204H66ZM75 203V204H74ZM90 203V204H89ZM92 203V204H91ZM97 203V204H96ZM183 203V204H182ZM186 203H187V205H186ZM191 204V206L189 205V204ZM80 204H81V206H80ZM168 204V205H167ZM177 204H178V206H177ZM181 204H182V206H181ZM171 205H173V206H171ZM238 205H240L239 207H237V205H235V206H233V208H235V209H233V208H231L230 207V210L228 209V211L229 212H232L233 210V212H239V213H243L244 212V214L246 213V211L248 212V210H247V208H248V205L247 204H243V203H241V204H238ZM247 205V206H246ZM63 206V207H62ZM80 206V207H79ZM95 208H94V207ZM107 206H109L110 208L109 209H111V211L108 209L107 210ZM118 206H119V208H118ZM149 208H148V207ZM184 206V207H183ZM186 206H189L188 208L186 207ZM169 207H171V209L169 208ZM213 207H214V205H213ZM242 207V208H241ZM264 207V206H263ZM263 207H261V208H259L258 209V213H263L264 214V211H262L263 210ZM93 208V209H92ZM104 208V209H103ZM106 208V209H105ZM172 208H174L173 209V211H172ZM183 208H184V210H183ZM186 208V209H185ZM219 208V205H217V206H215L214 208H213V210H214V212L216 211V209H218ZM80 209V210H79ZM84 209V210H83ZM188 209H190V210H188ZM194 209V210H193ZM243 209V210H242ZM82 210H83V212H82ZM99 210V211H98ZM145 210H146V212H145ZM175 210V211H174ZM181 211V212H179V211ZM183 210V211H182ZM89 211V212H88ZM97 211V212H96ZM108 211H110V212H108ZM227 211V210H226ZM227 211V212H228ZM70 212V213H69ZM78 212V213H77ZM87 212H88V214H87ZM114 212V213H113ZM149 212V213H148ZM174 212H175V214H174ZM196 212L198 213V216L196 215ZM67 213V214H66ZM81 213V214H80ZM85 213V214H84ZM90 213V214H89ZM102 213V214H101ZM107 213V214H106ZM174 215H173V214ZM177 213V214H176ZM260 213V214H261ZM70 214H72L71 215V217H70ZM79 216H78V215ZM263 214H261L262 216L260 217V216H258L257 218H255L254 220H253V222H254V224H253V226H252V228H253V231H254V229H255V231H254V233H257L256 235L257 236H263L264 235V215ZM18 214H16V216L14 217V216H12L11 218H9L8 220H7V223H6V225L8 226H10V224L12 225V226H15V225H17V224H19L17 227H18V229L20 230V231H22L23 229L22 228H27L26 226H24L22 223H18V221H17V219H18V216H17ZM75 215H77V218H76V216ZM89 216V218H88V216ZM104 215V216H103ZM195 217H194V216ZM51 215L50 214H47V215H45V218H47V217H50ZM75 217V218H74ZM85 217L87 218V219H85ZM95 217V218H94ZM172 217V218H171ZM44 218V219H45ZM153 218V219H152ZM162 218V219H161ZM164 218V219H163ZM168 218V219H167ZM192 218V219H193ZM10 219H11V221H12V219H14L12 222L10 221ZM69 220V221H67V223L65 222L66 220ZM167 219V221H165ZM99 220V221H98ZM150 220V221H149ZM152 220V221H151ZM161 220H163V221H161ZM10 221V222H9ZM17 221V223H15ZM229 221V220H228ZM226 222V228H224V233H223V235L222 236H224V238L225 237H227L228 235H230V234H234V233H236L237 231H239L238 230V228L236 229V226L238 225L239 226V224H235V223H237V222H234V223H232L233 221L232 220H230L229 222ZM76 222V223H75ZM92 222V223H91ZM104 222V223H103ZM152 224H151V223ZM170 222V223H169ZM10 223V224H9ZM69 223V224H68ZM91 223V224H90ZM159 223H160V225H159ZM162 223H163V225H162ZM230 223V224H229ZM232 223V224H231ZM14 224V225H13ZM66 224H68L67 226H66ZM103 224V225H102ZM156 224V226H155V228H154V225ZM227 224H228V226H227ZM22 225V226H21ZM106 225V226H105ZM148 225V226H147ZM151 225V226H150ZM153 225V226H152ZM190 225H191V227H190ZM231 225V226H230ZM21 226V227H20ZM24 226V227H23ZM32 226H33V228L36 226V224H33L32 223ZM32 226H31V228H32ZM186 226V227H185ZM237 226V227H238ZM2 227V226H1ZM104 227V228H103ZM160 227H162V228H160ZM189 227V228H188ZM28 228H30V225H29V227ZM64 228V227H63ZM70 230L69 232H68V229ZM154 228V229H153ZM105 229V230H104ZM183 229V231H181ZM195 229V230H194ZM197 229V230H196ZM199 229V230H198ZM226 229V230H225ZM231 229V230H230ZM102 230H104V232H102ZM154 230H155V232H154ZM170 230V229H169ZM168 230V232H171V230L169 231ZM201 230V231H200ZM235 230V231H234ZM63 231V232H62ZM105 231H106V236L107 237H109L110 239H105L106 238V236H105V234H104V236H103V233H105ZM232 231H234V232H232ZM258 231V232H257ZM66 232V233H65ZM134 232V233H133ZM73 233H75V234H73ZM79 233V234H78ZM89 233V234H88ZM101 233H102V237H101ZM160 233V232H159ZM83 234V235H82ZM85 235V236H84ZM132 235H134V236H132ZM172 235V236H171ZM191 235V236H190ZM72 238H71V237ZM83 236V237H82ZM96 236V237H95ZM101 237V238H99V237ZM84 238H86V239H84ZM132 240H130V239ZM133 238V239H132ZM137 238V239H136ZM87 239H89L88 241H87ZM82 240H83V243H82ZM91 240V241H90ZM85 241V242H84ZM87 241V242H86ZM93 241H94V243H93ZM99 241H104L103 243H101V242H99ZM106 241V242H105ZM135 241V242H134ZM141 241V242H140ZM169 241V242H168ZM177 241V242H176ZM184 243H183V242ZM77 242V243H76ZM137 242H138V246H137ZM152 243L153 245H150L149 243ZM99 243V244H98ZM131 243V244H130ZM145 243V244H144ZM179 243V244H178ZM182 243V244H181ZM87 244H89V245H87ZM97 244V245H96ZM105 244V245H104ZM142 244V245H141ZM150 246H149V245ZM172 244V245H171ZM174 244V245H173ZM74 245V246H73ZM85 245V246H84ZM134 245V246H133ZM141 245V246H140ZM185 245V244H184ZM76 246V247H75ZM143 246V247H142ZM147 246V247H146ZM157 246H158V248H157ZM131 249H130V248ZM135 247V248H134ZM160 247V248H159ZM94 248V249H93ZM133 248V249H132ZM150 248V249H149ZM162 248V249H161ZM187 246L185 245L184 246V249H183V252H187V251H185V250H187ZM217 248L218 247H215V248H213V250H217ZM80 249V250H81ZM135 249V250H134ZM139 249V250H138ZM189 249V248H188ZM133 250V251H132ZM91 251H89L88 252V255L86 254V257H85V259H91V257H94L93 255V252H91ZM190 251V249L188 250V252ZM128 252H130V253H128ZM133 252H135V253H133ZM236 251H234V252H231L230 253V256H233L234 254H237V253H239V251H237V253H235ZM93 254L92 256L90 255L89 256V254ZM132 253V255L130 256L129 254H131ZM153 253V254H154ZM241 253V252H240ZM124 256L126 257V258H124ZM130 256V257H129ZM152 256V255H151ZM149 257V258H147V260L149 261V264L152 262V257ZM150 259V260H149ZM120 260H122V261H120ZM147 261V262H148ZM151 261V262H150ZM202 261V263L204 264L205 263V261H203V260H201ZM201 263V264H202ZM206 264V263H205Z\"/></svg>",
    "mask_w": 264,
    "mask_h": 264
}]
</instances>
